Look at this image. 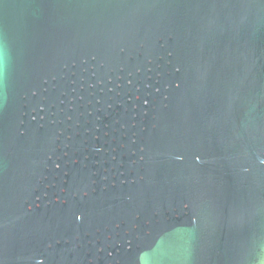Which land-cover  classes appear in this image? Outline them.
Instances as JSON below:
<instances>
[{"label": "water", "instance_id": "obj_1", "mask_svg": "<svg viewBox=\"0 0 264 264\" xmlns=\"http://www.w3.org/2000/svg\"><path fill=\"white\" fill-rule=\"evenodd\" d=\"M0 264H264V0H0Z\"/></svg>", "mask_w": 264, "mask_h": 264}, {"label": "flooded vegetation", "instance_id": "obj_2", "mask_svg": "<svg viewBox=\"0 0 264 264\" xmlns=\"http://www.w3.org/2000/svg\"><path fill=\"white\" fill-rule=\"evenodd\" d=\"M23 126H24V125H23ZM22 132H26V129H25L24 127L22 128Z\"/></svg>", "mask_w": 264, "mask_h": 264}]
</instances>
